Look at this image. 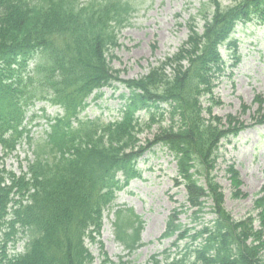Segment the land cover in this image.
Returning a JSON list of instances; mask_svg holds the SVG:
<instances>
[{
	"label": "trees",
	"instance_id": "16d2710c",
	"mask_svg": "<svg viewBox=\"0 0 264 264\" xmlns=\"http://www.w3.org/2000/svg\"><path fill=\"white\" fill-rule=\"evenodd\" d=\"M136 4V0H0V149L8 157L25 141L34 154L20 177L5 171L0 157V264H93L85 240L94 241L101 213L114 200L119 188L116 174L122 172L126 180L137 175L139 154L123 153L137 142V110L168 102L173 125L158 140L180 157L185 172L194 161L209 162L222 132L200 118L199 98L221 72L218 45L237 19L264 24V0H240L228 8L207 0L201 12L202 35L192 28L172 60L145 77L124 82L131 93L120 122L82 121L79 115L92 92L117 80L110 60ZM211 6L214 12L206 13ZM39 101L58 106L63 115L47 118L48 132L34 141L25 116ZM230 174L235 180L236 174L232 170ZM186 180L188 201L199 206L196 217L205 191L189 175ZM209 189L214 220L190 236L196 246H186L181 258L164 264H264V198L254 203L259 211V229L254 230L251 217L233 222L221 208L222 195L213 186ZM133 225L115 223L118 240L129 250L139 242L142 229L141 222ZM130 227L133 234L127 233ZM19 232L26 234L24 252L10 255L9 246ZM187 232L181 231L178 240H185Z\"/></svg>",
	"mask_w": 264,
	"mask_h": 264
},
{
	"label": "rangeland",
	"instance_id": "374dc122",
	"mask_svg": "<svg viewBox=\"0 0 264 264\" xmlns=\"http://www.w3.org/2000/svg\"><path fill=\"white\" fill-rule=\"evenodd\" d=\"M85 1V0H83ZM142 1L138 12L131 20L130 26L120 36V47L115 51L112 68L119 71L121 79H135L145 75L151 67L157 66L165 58L172 56L187 35L185 27L189 17L194 16L204 0H138ZM229 4L232 0H220ZM198 27L201 23L198 22ZM201 30V29H200ZM235 38L238 40V65L227 69L219 79L216 93L222 104L215 108L219 116L227 114L239 115L241 105L249 109L242 118L246 121L254 115L257 105L253 103L255 96L263 99L261 107L264 113V26L246 25L236 28ZM102 97L92 101L83 113L85 118L100 117L105 122L117 119L121 106L120 94L125 91L121 87L115 90L103 89ZM45 113L53 116L58 113L55 107L37 105L31 113ZM142 115V114H141ZM42 123V122H41ZM33 122L31 125H34ZM157 126L143 131L141 142L151 141ZM35 136H39L41 127H33ZM221 160L216 168L217 182L221 185L225 197V208L234 219L243 217L252 211L253 195L264 188V126L248 128L235 139L223 143ZM31 150L21 145L15 155L6 160L5 165L16 174L25 172L26 160L31 157ZM228 162H235L240 170L241 191L248 194L245 199L231 198V186L223 172ZM141 177L130 183V186L119 195L118 204L125 203L133 207L142 216L144 229L141 233L143 246L134 254L127 255L113 241L111 235V213L104 214V227L99 240L102 252L97 244H90L89 251L93 255L94 264H144L155 253L168 248L171 240L159 241L164 222L172 208L182 204L185 193L182 188L174 187L175 166L171 159L160 148L146 154L138 164ZM209 208L206 209L208 211ZM189 215V213H188ZM187 217L180 216L182 223L189 222ZM210 219L207 214L204 222ZM22 251V243L15 252ZM120 256V257H119ZM109 259L107 263L104 261ZM119 258L122 261H119Z\"/></svg>",
	"mask_w": 264,
	"mask_h": 264
}]
</instances>
